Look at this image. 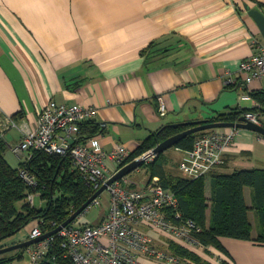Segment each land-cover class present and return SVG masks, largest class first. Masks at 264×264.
I'll return each mask as SVG.
<instances>
[{
  "label": "crops",
  "instance_id": "1",
  "mask_svg": "<svg viewBox=\"0 0 264 264\" xmlns=\"http://www.w3.org/2000/svg\"><path fill=\"white\" fill-rule=\"evenodd\" d=\"M245 4L264 14V0H0V139L6 145L5 160L19 166L27 154L19 157L12 147L21 141L24 128L36 126L49 101L96 109L92 120L101 129L95 139L105 151L120 143L132 151L152 132L173 123L263 106L250 93L264 91V77L247 83L240 71L241 63L264 44ZM258 115L264 125V111ZM230 128L216 129L226 133ZM174 152L177 161L185 153ZM106 167L109 174L116 169L112 161ZM254 168H264V136L237 128L222 163L212 170ZM140 172L135 169L126 177L132 189L146 183L133 176ZM210 191L207 175V198ZM244 198L250 205L249 187ZM39 199L43 207L45 201ZM249 219L255 234L252 211ZM34 224L5 242L25 241ZM138 228L170 253L169 241H176L171 234L144 224ZM220 242L230 264H264V244L230 237H220ZM195 252L212 264L225 259L213 247ZM139 261L175 264L145 257Z\"/></svg>",
  "mask_w": 264,
  "mask_h": 264
},
{
  "label": "built area",
  "instance_id": "2",
  "mask_svg": "<svg viewBox=\"0 0 264 264\" xmlns=\"http://www.w3.org/2000/svg\"><path fill=\"white\" fill-rule=\"evenodd\" d=\"M257 47V53L240 65V71L245 74L247 83L264 77V44ZM243 98H249V95L245 94ZM157 100L160 102L158 111L162 113V98L158 97ZM95 114L96 109L93 107L49 101L39 112L36 126L24 128L21 141L12 147L19 157L24 152L27 154L20 158L22 162L30 159L33 150L68 155L83 179L93 189L97 191L106 185L104 190L108 194V211L99 222L82 223L77 219L91 208L101 205V193L70 224L27 246V264H38L55 242L62 249L63 256L73 264H141L140 257L175 264L181 261L179 257L156 247L151 237L138 228L140 224L155 231L167 232L186 247L196 246L203 249L204 246L193 237V232L198 231L199 226L193 219L182 217L177 210L176 197L171 190L160 184L157 176L139 189L127 187V175L107 184L116 172L130 162L126 159L131 151L122 143L115 145L110 151H105L95 139L96 135L77 141L79 124L93 119ZM243 116L261 124L257 113L246 111ZM236 129L233 127L226 133L215 131L199 135L192 148L185 151L179 163L180 171L188 178H197L210 172L222 162L223 152L230 145ZM152 149L134 159L144 158V162L152 160L156 156ZM107 161H112L116 166L111 174L107 171ZM18 174L28 186L36 185L34 176L26 167H19ZM36 194H28L27 200L31 204ZM167 208L174 210L173 221L167 217ZM43 234L40 223L35 222L26 240Z\"/></svg>",
  "mask_w": 264,
  "mask_h": 264
},
{
  "label": "trees",
  "instance_id": "3",
  "mask_svg": "<svg viewBox=\"0 0 264 264\" xmlns=\"http://www.w3.org/2000/svg\"><path fill=\"white\" fill-rule=\"evenodd\" d=\"M148 51L149 48L144 49L143 53ZM250 94L263 106L250 109L234 108L208 121L235 122L246 111L260 114L264 111V91ZM187 127L186 125L166 126L152 132L130 152L126 161L134 160L159 142ZM100 129V124L92 119L80 123L77 141H84L96 135ZM203 132L189 134L174 146L184 151L189 150L194 140ZM5 149V142L0 139V247L5 246L6 239L21 231L32 221L40 223L43 233L53 230L86 203L96 191L83 179L68 155L33 150L30 159L26 162L21 161L19 166L14 168L5 160ZM167 163L165 151L156 155L151 161L144 162L142 168L148 175L146 183L157 176L160 184L171 190L177 199V210L182 217L193 219L199 226V230L193 232L194 239L205 249L213 247L223 254L225 259H221V264L230 263L226 260L229 253L221 244L220 237L264 244V168L237 169L230 173L211 170L208 173L211 179V191L207 198L206 175L188 178L170 172ZM21 166L26 167L34 176L35 186H28L19 176L18 169ZM131 186L127 185L132 189ZM245 187L251 189L250 205L244 198ZM30 193H37L45 201V205L39 207L31 204L27 200ZM208 211L209 215H207ZM250 211L255 217V234L249 219ZM173 212L174 210L170 208L166 209L167 217L172 221ZM26 248L27 246L0 254V264H27ZM168 249L171 254L189 264H212L197 252L174 240L169 241ZM38 264H73V262L63 256L62 249L55 242Z\"/></svg>",
  "mask_w": 264,
  "mask_h": 264
},
{
  "label": "water",
  "instance_id": "4",
  "mask_svg": "<svg viewBox=\"0 0 264 264\" xmlns=\"http://www.w3.org/2000/svg\"><path fill=\"white\" fill-rule=\"evenodd\" d=\"M245 9L247 10L248 14L255 20L261 34L264 37V14L255 9L249 7V5L245 4ZM181 125H186L188 126L186 129L179 131L175 133L174 135L166 138L162 142H159L158 144L153 147L152 151L156 155L159 153L165 151L167 148L174 146L180 139L184 138L185 136L196 133L199 131H204L207 129H212V128H221V127H236V128H245L249 129L252 131H255L262 136H264V125L255 123L253 121L247 120L244 116L240 117L238 121L235 122H223V121H211L209 122L208 120H201V121H192V122H181V123H173L171 124L172 127H178ZM163 128V127H162ZM161 130V129H159ZM144 162V158H137L132 161H130L128 164L124 165L118 172H116L108 181L107 184L110 182L119 179L123 176L128 175L131 173L133 170L139 168ZM106 185H103L100 187L97 191L93 193V195L84 203L80 208H78L76 211H74L62 224L58 225L55 227L53 230L44 233L42 236L35 238V239H28L25 241H20L14 244H10L7 246L0 247V254L9 252L21 247L29 246L33 243H36L52 234L60 230L63 226H66L70 224L86 207V205L97 195H99L104 189Z\"/></svg>",
  "mask_w": 264,
  "mask_h": 264
},
{
  "label": "rangeland",
  "instance_id": "5",
  "mask_svg": "<svg viewBox=\"0 0 264 264\" xmlns=\"http://www.w3.org/2000/svg\"><path fill=\"white\" fill-rule=\"evenodd\" d=\"M217 132V131H219V130H217L216 128H212V129H207V130H204V132L203 133H211V132ZM203 133H201V134H199V135H202ZM176 149H179V148H176L175 146H171V147H169V148H167L166 150H165V154L167 155V158H168V161L170 162L171 160H172V165H170V167L168 168L169 169V171L170 172H175V173H178V174H181V175H183V176H185V174L183 173V172H181L180 171V169L178 170L177 169V167L179 168V165H177L176 163H180V161H181V159H180V161H177L176 159H174V157H173V155L175 154V152L174 151H176ZM180 150V149H179ZM224 153V152H223ZM185 154V153H184ZM184 156V155H183ZM223 156V155H222ZM149 161H151V160H149ZM148 162V161H147ZM144 163V162H143ZM222 163V162H221ZM220 163V164H221ZM143 165V164H142ZM142 165L139 167V169H141V172L138 174V173H135L133 176L135 177V178H138V183H140V184H142L144 181H146L147 179H148V175H147V173L145 172V169L144 168H142ZM219 165V164H218ZM138 169V168H137ZM212 170V169H211ZM210 170V171H211ZM209 173V172H208ZM208 173L207 174H205L206 176L208 175ZM204 176V175H203ZM133 180H135L133 177H131ZM127 179V178H126ZM128 180V179H127ZM100 201H101V205L100 206H98V207H94V208H91L88 212H86L85 214H83V217L85 218V219H87L88 221L87 222H94V221H96L98 218H99V216H100V213H102V212H106V211H108V194H107V192L105 191V190H103L102 192H101V199H100ZM39 202H40V199H39V197L38 196H35L34 197V200H33V204L35 205V206H38L39 205ZM14 243H16V242H14ZM13 242H9V241H6V242H4V245L5 246H7V244H14ZM190 249H192L193 251H196V250H198V247H190V246H188ZM209 248V247H208ZM207 248V249H208ZM204 250H207V249H205V248H203ZM201 250V249H200ZM26 261V263H27V259L25 260Z\"/></svg>",
  "mask_w": 264,
  "mask_h": 264
}]
</instances>
